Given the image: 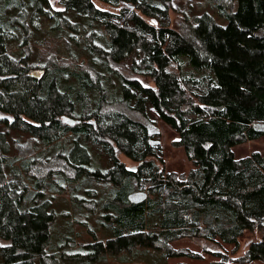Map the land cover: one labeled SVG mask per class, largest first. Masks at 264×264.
<instances>
[{
  "label": "trees",
  "instance_id": "16d2710c",
  "mask_svg": "<svg viewBox=\"0 0 264 264\" xmlns=\"http://www.w3.org/2000/svg\"><path fill=\"white\" fill-rule=\"evenodd\" d=\"M99 1L115 11L0 0V264H53L52 194L82 177L103 184L115 234L90 246L91 260L140 248L198 259L170 246L191 238L233 246L204 248L208 264H264V156L233 151L264 136V0H218L225 25L207 12L189 18L172 0ZM158 121L197 168L164 169L151 139ZM25 137L33 152L13 155ZM88 144L108 168L87 166ZM247 232L260 238L233 259Z\"/></svg>",
  "mask_w": 264,
  "mask_h": 264
},
{
  "label": "rangeland",
  "instance_id": "374dc122",
  "mask_svg": "<svg viewBox=\"0 0 264 264\" xmlns=\"http://www.w3.org/2000/svg\"><path fill=\"white\" fill-rule=\"evenodd\" d=\"M171 1V0H170ZM53 6L58 7V0H51ZM175 11H178L189 18L201 15L204 12L212 14L221 25H225L228 20L219 14L224 9L225 3L218 0H172ZM94 3L100 9L109 8L99 0ZM126 1L121 2V8H127ZM131 4V3H129ZM133 5V4H132ZM218 5H223L219 7ZM233 8L230 6L228 11ZM227 10V8L225 9ZM117 10L116 12H118ZM172 22L171 27H175L176 12L170 15ZM149 22L157 24L153 19ZM131 59H129V62ZM189 69V67H185ZM135 118L141 119L140 116L134 115ZM257 128L264 130V125H257ZM151 138L155 142L160 141L161 154L164 159L163 167L167 172H175L182 175L187 174L190 170L197 168L195 163L186 155L184 147L177 144L180 139L179 133L172 129L164 122L158 121L155 126L151 127ZM68 135L65 139H68ZM22 143L17 144L13 149V155H28L33 152L28 144H35L29 137H25ZM154 142V143H155ZM88 149L92 155L91 163L87 166L92 170L100 164L103 168H108V162L104 156L92 144H88ZM237 160L244 159L252 153H260L264 156V136L251 142L237 145L233 148ZM129 168L134 169L137 163L131 161L126 156L121 157ZM64 184V190L54 189L53 207L58 215L57 223L52 230L51 235V253L54 256L53 264H175L186 262L190 264H208L215 260L204 252V248L217 249L222 252H230L234 248L230 244L219 242L218 246H210L204 240H194L184 238L171 242V247L175 250H189L200 254V258L191 259L189 257H164L163 252L148 248H140L134 253H125L121 255L108 254L99 259L91 260L93 251L91 245L115 237L114 232L108 228L109 220L105 217L109 211L105 208L103 200L107 195L102 190L103 184L97 180H90L85 177L81 178V184L76 181H60ZM60 194V195H59ZM260 234L257 232H247L240 242V249L233 259L243 255L248 246L257 241ZM37 264H42L37 261ZM255 264H262L257 262Z\"/></svg>",
  "mask_w": 264,
  "mask_h": 264
},
{
  "label": "water",
  "instance_id": "95a60500",
  "mask_svg": "<svg viewBox=\"0 0 264 264\" xmlns=\"http://www.w3.org/2000/svg\"><path fill=\"white\" fill-rule=\"evenodd\" d=\"M125 6L127 8H130L131 10H134V8H135L134 5L129 4V3H125ZM67 123L70 124V125H74L75 124V122H73V121H67ZM155 144L156 145H159L160 144V141L159 142H155Z\"/></svg>",
  "mask_w": 264,
  "mask_h": 264
}]
</instances>
